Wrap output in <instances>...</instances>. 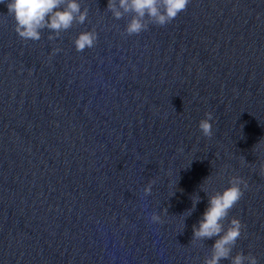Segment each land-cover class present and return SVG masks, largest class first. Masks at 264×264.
I'll use <instances>...</instances> for the list:
<instances>
[{
	"label": "water",
	"instance_id": "1",
	"mask_svg": "<svg viewBox=\"0 0 264 264\" xmlns=\"http://www.w3.org/2000/svg\"><path fill=\"white\" fill-rule=\"evenodd\" d=\"M79 2L90 23L27 44L0 4V264H202L214 240L190 244L199 187L210 176L203 186L222 191L232 175L248 183L229 217L246 226L233 254L264 264V0H191L132 37L108 0ZM93 27L96 46L76 52Z\"/></svg>",
	"mask_w": 264,
	"mask_h": 264
},
{
	"label": "clouds",
	"instance_id": "2",
	"mask_svg": "<svg viewBox=\"0 0 264 264\" xmlns=\"http://www.w3.org/2000/svg\"><path fill=\"white\" fill-rule=\"evenodd\" d=\"M190 3L191 0H108L106 11L117 21L130 17L120 34L132 37L148 31L150 26L164 28L170 25L181 13L187 11ZM0 4L6 5L7 16L14 22V32L25 44L29 41H40L45 30L51 33L47 37L48 41L54 42L62 39V34L74 27L90 23L89 9L85 6L82 10L79 0H0ZM97 41L98 33L93 27L91 30L80 32L71 42L79 53L95 47ZM62 51L59 46H53L49 61ZM213 123L212 112H205L204 118L198 122V130L208 140L214 135ZM256 146L257 144L253 148L254 153ZM178 151L183 152V149ZM243 162L247 164L244 158ZM250 165L256 167V164ZM259 170L264 176V160H260ZM209 177L199 187L200 192L207 198V207L197 223L192 225L190 244L204 248L205 241L214 240L202 264H221L222 261H228L229 264H259V259L251 251L247 254L244 251H236L233 254L238 241L246 234V226L238 218L229 217L247 191V181L239 175H232L228 178V186L222 191H209L203 186ZM154 184L155 180H150L143 188L144 198L152 194ZM174 194L172 193V196ZM190 199L191 207L180 214L182 231L186 228L185 221L201 203L200 195H192ZM168 214V208L165 207L159 214L151 213L148 220L151 224L163 225L165 220L162 217Z\"/></svg>",
	"mask_w": 264,
	"mask_h": 264
}]
</instances>
